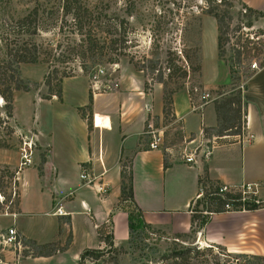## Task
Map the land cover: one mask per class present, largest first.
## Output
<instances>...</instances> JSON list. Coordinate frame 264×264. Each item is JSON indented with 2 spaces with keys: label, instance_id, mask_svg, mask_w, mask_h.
<instances>
[{
  "label": "crops",
  "instance_id": "0c3cea01",
  "mask_svg": "<svg viewBox=\"0 0 264 264\" xmlns=\"http://www.w3.org/2000/svg\"><path fill=\"white\" fill-rule=\"evenodd\" d=\"M240 4L264 13V0H240ZM213 21L210 62H199L198 75V83L209 90L230 79L227 63L217 56ZM139 74L134 69L130 74L121 73L118 87L110 91L93 89L82 76L64 78L60 99L35 97L31 101L36 106L41 102L51 105L46 125L39 117L36 121L32 117L30 127L21 122L17 96L28 92L13 94L12 127L32 135L37 149L32 153L33 164L18 173L15 217L0 211V231L13 226L25 243L35 246L63 245L68 239L70 243L64 251L50 255L13 257L5 253L9 264H77L82 249L102 246L96 231L103 224H109L114 246L123 243L128 235L127 215L117 202L120 161L125 157L129 158L133 201L144 222L157 230L189 232L191 205L200 196L198 180L203 173L228 188L256 184L257 193L264 192V66L248 77L241 92L245 113L240 137H203V128L216 125L213 104L192 110L183 87L171 96L178 148L162 145L153 150L147 149L143 126L147 112L149 118L161 117L162 87L153 84L144 92ZM92 114L103 118V128L91 126ZM184 140L187 147L200 146L194 163L182 159ZM186 140L191 141L188 144ZM10 151L0 148V164L14 167L18 150H12L14 157L7 162ZM82 169L94 177L91 184L80 179ZM100 183L106 185L103 194L96 192ZM57 206L63 215L52 214ZM7 218L10 222L4 226ZM196 235L197 242L221 247L228 254L264 257V208L210 213Z\"/></svg>",
  "mask_w": 264,
  "mask_h": 264
},
{
  "label": "rangeland",
  "instance_id": "374dc122",
  "mask_svg": "<svg viewBox=\"0 0 264 264\" xmlns=\"http://www.w3.org/2000/svg\"><path fill=\"white\" fill-rule=\"evenodd\" d=\"M8 3L0 13L1 18L10 16H19L27 7L33 5L34 1L42 4H53L56 0H6ZM89 4L97 3L99 7L110 13L112 16L123 18L125 21V36L127 41L124 48V55L120 56L115 63H105L99 61L98 63H86L85 68H80L79 60H72L67 67L75 68L73 76H82L90 79L92 73L98 68H104L107 73L110 71V65H116V77L120 74H130L132 69L138 71L143 79L144 92L150 91L155 82L156 70L160 69L166 73L164 69L165 51L168 50L169 59L178 67L179 70H172V78L167 81V89L175 86H182L186 89L191 86H197L200 89L208 90L214 95L223 90L220 86H216L212 90L203 88L198 83L197 73L190 71V68L195 67L199 62L203 65L208 64L210 59V51L213 49L211 43V26L214 24L212 16L205 12L209 7L208 0H85ZM232 3L229 10L232 16L240 7L235 0H226ZM256 27H260L264 23V15L258 17L252 22ZM51 31L42 34L40 37L50 39ZM57 37V36H56ZM58 39V37H57ZM182 54L186 55L185 59ZM177 57V60L174 59ZM179 57V61H178ZM199 58V59H198ZM141 67L142 70H137L133 65ZM154 66L155 70L150 69ZM82 67V64H81ZM46 65L43 63L34 64H20L18 67V75L28 87V93H19L17 96L18 111L21 113L20 121H25L29 124L32 121L40 118L43 125L48 123V115L51 110V105L48 102H41V104H31L35 97L43 98L46 96L47 88L43 83V75L46 73ZM182 70L187 71L185 77H179ZM130 72V73H129ZM171 72V69H170ZM72 77V76H71ZM81 79L76 82L80 83ZM54 81L51 82L53 84ZM162 87V86H161ZM15 92H22V90H15L12 92V97ZM25 92V91H23ZM212 103V102H210ZM7 102L0 97V148L11 149L7 153L9 160L14 157L12 150H18L21 142L19 136L15 132L11 123V111L6 108ZM170 107V106H169ZM147 119H149V112H147ZM152 121L155 127H162L163 131V147L176 148L179 144V135L172 123L171 111L169 114H161L160 118L153 116ZM108 124V122H105ZM146 127V120L143 130ZM213 132V131H211ZM29 135V134H28ZM203 135V134H202ZM145 140L148 138L145 136ZM34 143L33 152L37 149ZM180 147V145H179ZM178 148V147H177ZM1 153V152H0ZM6 155V152H3ZM1 158V154H0ZM123 173L127 177L129 174V158L121 159ZM17 165L10 167L8 165L0 164V193L5 198V201L11 200L9 208L11 211L16 210V203L18 196L11 197V184L15 175ZM18 178V174L16 175ZM15 180L16 194L19 193L18 179ZM264 186V185H263ZM200 197V196H199ZM245 200L248 203H253L257 208H264V192L247 194ZM204 201L201 198L196 199L191 205V211L196 215V211H202ZM132 207V205H131ZM238 208V207H237ZM231 207L230 209L236 210ZM244 210V207H242ZM0 211L2 207L0 205ZM143 219V218H142ZM132 224L128 235L123 243L116 245V251L106 253L101 259L94 260L87 258L85 264H264L263 259H255L246 255H232L226 253L221 247L206 246L202 242H197L196 232L182 233L181 236L151 228L145 222H141L137 216L136 211L132 209ZM10 220L5 219L2 223L7 225ZM6 228V227H5ZM104 230L108 232L109 226ZM209 247V248H206ZM55 246L48 247L53 249ZM190 248L188 258L186 261L180 262L178 255H176L177 263L167 257L171 253ZM23 251L24 254H35L39 250L35 246H30ZM22 253V254H23ZM70 258H68V262Z\"/></svg>",
  "mask_w": 264,
  "mask_h": 264
},
{
  "label": "trees",
  "instance_id": "16d2710c",
  "mask_svg": "<svg viewBox=\"0 0 264 264\" xmlns=\"http://www.w3.org/2000/svg\"><path fill=\"white\" fill-rule=\"evenodd\" d=\"M235 1L245 9L243 13L237 9L235 15L232 16L229 11L232 3L226 0H220V3L208 0L207 2L210 5L205 9V12L215 20L217 56L227 63L230 75L229 82L220 85L223 90L217 93L219 97L212 101L216 125L212 128L202 129L201 133L205 138H209L211 135L216 137L227 136L228 138L240 137L244 126L245 105L241 99V92L231 90L232 77L235 75L233 65L237 61L238 54L229 49L225 58L223 44L226 40L225 34L229 31L232 23L239 22L242 19L245 25H249L252 20L262 17L264 13L240 4V0ZM7 3L6 0H0V10H3ZM2 16L0 13V97L7 102L6 108L9 111H11L12 92L15 90L28 91L27 85L23 84L18 75L20 64H45L47 70L43 75V83L47 88V93L43 98L49 99L51 96H55L60 99L62 80L73 76L75 72V68L67 67V64L72 60H79L78 63L82 64V67L80 64L82 69L85 68L86 63H98L99 61L115 63L120 56L124 55L125 42L127 41L124 19L112 16L103 7L100 8L97 3L89 4L85 0H56L55 3L47 5L34 1L33 5L27 7L25 12L19 16L1 18ZM48 31H51L52 34L50 39L40 37ZM168 54L169 52L166 50L164 59L166 73L158 69L155 77V82L162 86V113L166 115L169 114V109L171 111L172 94L182 87L175 86L167 89V81L171 80L173 75L172 70L181 68L172 63V59H169ZM182 56L185 59L186 55L182 54ZM174 59L177 60V57L174 56ZM133 66L137 70H142L137 64ZM150 69L155 70V67L152 66ZM199 70V63L190 68V71L197 74H199ZM186 74L187 71L182 70L179 77L183 78ZM52 81H54L53 84H51ZM119 174L120 186L117 206L126 212L127 227L130 230L133 222L132 209L136 211V216L141 222H144V220L141 211L136 207L132 198L130 170L126 177L120 165ZM198 183L200 188L199 198L205 203L202 211H196V215L191 214L190 232H197L202 228L210 213L226 211L225 204L235 208L244 207V210L256 209L253 203H248L246 200L241 201V195L237 191L219 192L218 186L220 184L209 179L206 173H203ZM107 226L109 224H103L96 231L102 246L82 249L78 254L77 264H85L87 258L101 259L111 250L116 251L111 231L106 232L104 230ZM181 235L177 234V236ZM69 243L68 239L63 245L50 243L35 246L28 242L25 244L29 247V250L31 245L44 249L31 255H50L64 251ZM51 246H55V248L48 249ZM190 250V248H186L171 253L167 257L172 263H177L175 258L178 255L179 261L183 262L188 258ZM250 257L264 260V257L260 256Z\"/></svg>",
  "mask_w": 264,
  "mask_h": 264
},
{
  "label": "built area",
  "instance_id": "2783aa9c",
  "mask_svg": "<svg viewBox=\"0 0 264 264\" xmlns=\"http://www.w3.org/2000/svg\"><path fill=\"white\" fill-rule=\"evenodd\" d=\"M215 3H220V0H213ZM241 13L244 12L243 7L238 8ZM253 22V20H252ZM245 25L244 21L241 19L239 22L232 23L229 31L225 34L226 40L223 44L224 57H227L228 50L232 49L235 51L237 56V61L233 65L234 77H232V88L231 90H239L242 92L245 88L246 81L248 77L255 71L259 70L264 66V23L260 27H256L253 23ZM236 24V26H235ZM235 26L233 29L232 27ZM110 71L107 73L104 68L96 69L89 81L90 87L101 91H110L118 87V78L116 77V65H110ZM230 80V79H229ZM188 98L190 100V107L194 111H199L204 105L212 102L215 98L219 97V94L210 93L208 90H202L197 86H191L187 88ZM91 126L94 128H103L104 121L103 118L92 114ZM19 136L21 142L19 144V160L17 163V168L13 181L11 184V197H15V180L16 175L25 167L31 166L32 153L34 148V140H32V135H26L15 131ZM143 134L148 138L147 149H161L163 143V131L162 127H155L152 118H149L146 122V127L143 130ZM191 140H186V143H190ZM184 146L181 150V156L185 163H194L195 155L197 154V149L200 147L193 146L187 147L185 145V140L183 142ZM79 177L86 183L91 184L94 177L85 173L84 169L81 170ZM219 192L226 191H237L240 193L241 201H244L247 194H256V184H246L241 185L237 188H228L224 185L218 186ZM96 192L103 194L106 192V185L100 183ZM9 203L11 200L5 201V198L0 193V205L2 207V214L15 217V212L11 211L9 208ZM227 210L231 206L228 204L224 205ZM236 210H243V208H237ZM52 214L56 216H61L64 212L61 210L60 206L55 207L52 210ZM28 246L24 243L21 235L18 234L13 226H8L2 231H0V264H9V261L5 258V253H10L13 257H18L22 255L23 251L27 250Z\"/></svg>",
  "mask_w": 264,
  "mask_h": 264
}]
</instances>
